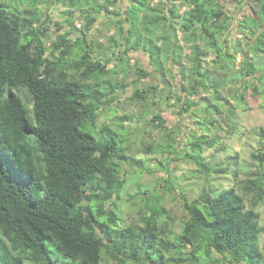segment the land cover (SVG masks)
Listing matches in <instances>:
<instances>
[{
  "label": "trees",
  "instance_id": "1",
  "mask_svg": "<svg viewBox=\"0 0 264 264\" xmlns=\"http://www.w3.org/2000/svg\"><path fill=\"white\" fill-rule=\"evenodd\" d=\"M59 1L71 16L79 10L86 23L82 36L64 34L48 47L49 28L42 21L40 0H0V264H199L202 255L226 264H264L258 243L264 225L257 210L264 204V147L252 153L260 169L245 180L242 191L209 187L194 200L181 193L189 217L173 239L163 237L159 229L160 219L167 216L160 197L146 205L149 213L143 225L123 222L119 203L126 167H146L142 158L128 155L125 138L117 130L106 124L97 128L100 104L112 103L123 85L109 76L110 51L120 43L111 36L112 49L105 48L104 58H95L94 45L102 44L89 37L103 11L118 15L112 7L119 0ZM130 1L125 50L143 47L162 77L176 78L165 62L181 66L180 112L194 107L193 85L195 90H212L209 106L217 114L225 112L227 98L221 87L226 80L242 83L238 97L245 102L250 83L245 82L247 76L243 80L242 71L217 79L214 72L202 69L196 51L186 68L177 39L178 31L190 35L200 30L214 48L217 67L227 75L235 54L224 33L233 16L222 0ZM180 5L185 10L180 11ZM249 5L251 15L240 29L250 27L256 35L250 47L264 53V0ZM112 22L120 24L123 35L127 29L122 21ZM243 68L247 75H256L260 67L245 57ZM150 76L149 70L139 68V80ZM188 77L192 80L185 84ZM157 87L137 88L131 98L146 101ZM253 90L264 96V88L254 85ZM106 95L113 98L104 102ZM228 112L234 117V106ZM132 118L126 115L122 121ZM151 120L168 130L164 113L155 112ZM236 125L234 121L232 128ZM208 132L206 128L193 136L190 150L186 144L182 150L172 143L169 131L167 146L196 162L205 174L221 173L224 169L210 166L202 156L218 142Z\"/></svg>",
  "mask_w": 264,
  "mask_h": 264
},
{
  "label": "rangeland",
  "instance_id": "2",
  "mask_svg": "<svg viewBox=\"0 0 264 264\" xmlns=\"http://www.w3.org/2000/svg\"><path fill=\"white\" fill-rule=\"evenodd\" d=\"M157 1L153 0L152 3L156 4ZM40 2L42 21L49 28L45 39L48 47L64 34H71V37L82 36L86 20L81 18L79 10L71 16L66 13L67 7L59 0H40ZM250 2L253 0H222V4L227 6L230 10L229 14L233 16L230 29L224 33V36H228L226 45L229 51L235 54L234 66L227 75L217 67L214 48L200 30L190 35H185L181 31L177 33V39L183 45V64L186 68L191 66L196 51L202 69L214 72L217 79L236 75L239 70L242 71V75L244 74L243 80L247 76L245 82L250 85L246 89L244 103H241L238 97L239 89H244L242 83L226 80V85L221 87L222 94L227 98V101H222L225 104V112L221 114H217L209 106L212 90L201 87L195 90L194 85L192 87L194 93L190 96L194 107L180 112L178 95L184 93L181 84V66L172 65L171 61L165 62V69L172 67L176 78L162 77L153 68L149 53L143 47L126 52L130 24L126 17H128L127 8L131 4L130 0H119L118 6L112 7L116 14L119 12L118 15L105 14L103 11L96 25L89 32L90 39L98 41L103 47L94 45L95 58H104L105 48L110 51L111 36L120 43L114 51H110L109 76L115 84L123 83V85L115 91V100L112 103L100 104L97 128L100 130L103 124H106L117 130L125 138L124 146L128 149V155L142 158L146 167L145 170L137 166L126 167L128 170L126 187L119 203L120 216L126 224L143 225L142 218L145 213H149L146 205H151L155 197H160L167 210V216L160 219L159 229L163 232V237L173 239L180 233L189 217L182 206L181 193L194 200L204 188L209 187L216 190L236 187L242 191L245 180L259 171L260 167L252 153L264 147V137L261 135L264 130V96L255 93L253 86L264 88V82L260 80L261 71L264 70V53L254 52L250 47L249 43L256 38V35L251 33V28L240 29V24L251 15ZM179 8L183 11L186 7L180 5ZM113 19L121 20L126 27L127 30L123 35L118 30L120 24L112 22ZM47 55L51 56V53L48 52ZM245 57L260 67L256 75L246 74L247 70L243 68ZM139 68H146L152 76L139 80ZM190 80L192 78L188 77L184 83L189 84ZM153 85L158 86L157 91L146 101L131 98L137 88L144 89ZM170 89L171 94H169ZM158 93L162 95L159 96ZM112 98L113 95H106L103 101L107 102ZM230 106H234L235 111L232 118L228 112ZM155 112L164 113L168 120L166 124L168 130L163 127L157 128L152 124L151 119ZM126 115H132L133 118L122 121ZM234 121H237V125L232 128ZM206 128H209V135L216 137L218 142L215 147L205 148L202 156L210 166L224 169L221 173L212 172L207 175L199 169L196 162L187 159L183 154L175 153L176 150L170 152L167 146L170 138L168 134L172 131V143L182 150L186 144V149L190 150V139L199 136ZM141 141L142 145H140ZM148 146H152V149L146 150ZM246 198L250 205L249 196ZM257 210L260 213L261 224L264 225V204L259 205ZM258 243L264 253V233L259 236ZM103 264L113 263L108 261ZM199 264L226 263L213 262L202 255Z\"/></svg>",
  "mask_w": 264,
  "mask_h": 264
}]
</instances>
